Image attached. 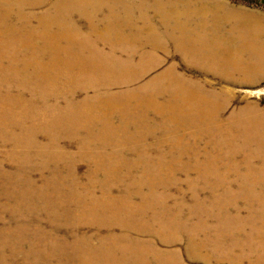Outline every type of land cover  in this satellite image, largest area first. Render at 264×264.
<instances>
[{
    "label": "rangeland",
    "instance_id": "374dc122",
    "mask_svg": "<svg viewBox=\"0 0 264 264\" xmlns=\"http://www.w3.org/2000/svg\"><path fill=\"white\" fill-rule=\"evenodd\" d=\"M33 1L0 0L7 7L6 28H15L21 36H25L26 31H32L34 24L30 22L31 13L26 8ZM59 1L61 0L53 2ZM62 1L69 13L73 12L74 6L79 2ZM102 1L96 2L101 4ZM132 2L135 5L141 2L146 8L160 5L165 8L163 13H168L172 17L170 19L172 22L180 19L185 25H189L180 29L171 24L151 30L115 25L110 33H106L109 24L103 15L105 24L98 25L97 21L95 27L97 29L99 27L101 33L106 36L121 34L124 37L123 41L100 40L95 38L94 35L98 34L93 31V38H88L87 45L82 44V41L67 45L66 42H62V48H57L58 46L52 42L30 40L31 45H20V42H15L14 49L20 56L17 51L19 50L24 59L25 55L32 58L33 53L38 56L46 52L50 61H57V53L53 48L66 50L69 55L83 49L81 54L90 58L91 61L87 60L89 64H99L103 67L104 70L97 75L105 76L102 81L106 82L107 86L99 90L79 89L75 92L79 100L91 96L94 98L100 94L105 95L102 98L117 96L115 97L117 102L126 101L131 96L158 98L168 107H174L173 112H165L164 116H172L178 122L169 125L161 123L162 121H158L160 116L146 111L144 116L151 118L152 121L143 126L139 124L127 126L120 132V139L123 142L96 140L98 151L108 155L113 153L115 157H120L118 160L122 158L127 164H136L129 169L117 168V180L103 186L90 185L87 173L89 174L93 163L88 159L78 160L79 143L81 144L84 138L74 135L78 128L80 135H85L87 130L89 132L91 130L89 128L95 133L94 129L100 130L103 122L99 124L94 122L92 126L85 123L82 128L80 126L66 130L62 124L59 126L54 124L57 126L53 128L55 141L48 139L43 133H48L47 130L52 126L39 127L40 123L34 119L21 118L17 122L18 127L14 129L9 123H6L7 129L1 128L0 125V264H104L103 259H111L113 254L117 256L127 254L130 243L147 246V241L154 242L161 250H170L168 264H215L213 261L224 256L226 252L218 249V252L214 253L212 249L210 251L207 248L205 256L200 254L193 258L187 252L189 238L197 235V239L204 237L205 240L228 247L227 245L233 241L242 246L240 242L250 237L229 234L230 231L226 230L227 225H223L225 220L220 217L217 224L220 222L221 224L212 229L215 226L214 217L207 215L213 205V201L208 198L209 194L236 193L234 205L231 207L232 212L221 213V216L231 221L238 218L242 220L254 218L255 214L249 215L246 209L251 206L254 212L259 209L261 215L264 214V171L256 175L249 174L246 170L248 167L259 166L264 161L261 158L263 153H259L260 149L256 145L258 140L252 141L249 135L244 139L241 136L235 140L230 138L225 140L230 144V148L222 145L224 140L222 141L221 135L216 138L214 147L208 142V139L210 141L212 139L209 135L210 129H215L217 133L219 125L220 128L237 130L241 127L243 129L250 127L258 133H264V76L260 75L243 82L242 72L235 73L236 69L232 68L250 56L254 57L257 49L242 45L236 35L226 30L225 24L222 23L227 14L232 17L237 14L238 18L233 19L237 27L241 23L242 14L254 16L263 22L264 0H107L106 5L113 4V16L121 22L126 19ZM81 4L80 2L78 10ZM54 8L52 5V9ZM149 13L151 14V11ZM138 15V11H134V16ZM80 28L82 36L87 37L91 34L88 28L82 26ZM68 29L72 30L75 27L69 26L60 30ZM57 30L58 27H54L52 32L56 33ZM69 30L65 32L71 33ZM259 32L262 35L256 45L260 54L254 61L264 52V30L261 29ZM137 37L139 39L132 42V38ZM154 45L157 49L153 53L150 49ZM48 47L50 49L47 50ZM30 51L33 53H29ZM150 52L153 54L148 57ZM221 63H225L224 69L220 67ZM205 66L207 69H204ZM72 68L78 67L75 64ZM110 69L116 73L111 77ZM134 77L137 79L131 81ZM111 80L129 84L123 87L111 86ZM25 94L29 96L28 93ZM73 94L64 98L72 99ZM191 96L198 99L194 101ZM68 103L69 101L65 106ZM201 108L208 114L205 120L199 116L198 109ZM213 111L218 112L216 116L224 124L216 125L207 121L210 117L214 118L209 114L214 113ZM119 117L118 113L108 121L111 125L110 130L119 123ZM227 118L232 119L226 120ZM138 136L141 138H137ZM35 138L36 145L32 144ZM48 140L53 141L55 145L48 146ZM90 143L91 141L83 144L86 151H89L87 145L90 146ZM59 145L63 151L74 156L64 159L66 167L56 163L55 152L60 149ZM212 150L215 152L214 155H211ZM41 152H44V155L37 156ZM209 157L214 160L220 159V166L214 170L206 168V163H201V159L207 160ZM236 159L239 160V164L236 163ZM158 161H167L178 171L174 177L166 179L165 183L156 189H150L156 185H149L148 178H145L143 183L132 185L117 182L127 181V178H123L124 172L132 177L141 174L142 171L156 173L159 170ZM140 162H144L142 168L138 167L141 165ZM236 167L239 170H235ZM45 177L51 183L55 181V177H61L65 186L62 188L59 185L49 186L42 182ZM102 180L101 175L99 182ZM142 190L149 192L143 204L144 209L148 211H131L129 205L138 201L137 192ZM161 192L162 196L167 192L171 198L156 200L154 194ZM193 197L206 201L199 206L194 204L192 206ZM159 204L161 205L157 207ZM239 208L247 212L242 210L240 214H234ZM138 212L139 214L148 212L151 216L141 221ZM194 214H199V219L191 216ZM204 218L209 223L205 222ZM202 222L211 227V230L205 233L206 236L196 233L199 232L201 225L203 228ZM32 229L39 233L36 241L39 254L33 253L32 247L26 242L30 239L29 236L25 237V241L20 245L22 236L28 234V231L32 237L30 233ZM143 229L148 230V233H143L144 235L139 233ZM193 229H196V232ZM158 230L164 236L158 237ZM166 237L178 240L168 245L161 241ZM102 239L117 243L119 246L126 244L128 248H122L123 251L110 249L108 245L101 244ZM79 241L89 246L87 251L92 254L83 252L79 247ZM90 244L97 245L96 254ZM141 250L144 249L140 248L138 252ZM235 253L237 257L251 254L252 257L264 258V250H255L253 253L243 247ZM211 255L214 258L209 260ZM232 255L233 251L228 255L225 264H235L228 261ZM152 258V264L161 263V258ZM176 259L179 260L176 262ZM131 262L133 260L128 264ZM244 264H248L247 259Z\"/></svg>",
    "mask_w": 264,
    "mask_h": 264
},
{
    "label": "bare ground",
    "instance_id": "6f19581e",
    "mask_svg": "<svg viewBox=\"0 0 264 264\" xmlns=\"http://www.w3.org/2000/svg\"><path fill=\"white\" fill-rule=\"evenodd\" d=\"M49 0H34L32 4L27 6V10L31 13L30 14V22L34 24L32 31H26L25 36H21L15 28L8 29L6 28V11L7 7L3 4V2H0V125L1 128L7 129V124H10V127L12 129L18 127L17 122L21 120V118H27V119H34L37 122L40 123L39 127H42L44 125L49 126L51 125L52 128H50L48 133L43 132L48 139L55 141V136L53 134V128L57 127L54 124H57L58 126L62 124L61 126L66 130L67 129H76L81 126H85V123L94 124V122H97L98 124L103 122V124L100 126L99 132L98 130L94 129L95 133H92V128H89L91 130H87L85 135H80L78 128L74 135L80 136L84 138L79 143V156L78 160H84L88 159L92 161L91 163V169L89 171V174L87 173V176L90 180V185L95 186H103L104 184L108 185L112 181H116V169L117 168H125L129 169L132 168L136 164H127L125 160L122 158L118 160L120 157H115L113 153H110L109 155L107 153H103L100 150L96 148L95 141H103V140H118L122 141L120 139V132L125 130L127 126L130 124H139V125H146L145 123L151 122V118H147L145 115L146 111H151L153 114L160 116V119L158 121H162L161 123L165 124H176L178 121L173 118L172 116L166 117L164 116L165 112H173L174 107L167 106L166 103L162 100L157 99H149V98H139L136 96H131L126 99V101L117 102L115 97H106L102 98L105 95L100 94L96 95L94 98L86 97L82 100L78 99V96L75 92H77L79 89L83 90H99V88L107 86L106 82L104 81L103 75H97V73H100L103 71V67L99 64H89L88 61H91L89 57H85L83 54V49H80V52L78 53H72V55H69V53L64 51H60L57 48H62V42L67 43H75L78 41H82V44L87 45V42H89L88 38H93L94 32L96 34L100 35H94L95 38L97 37L100 40H113V41H123L124 37L123 35H114L112 37L106 36L105 34L101 33V29H97L95 25H104L105 22L103 20V15L106 17L107 21L106 23L109 24V28H107L105 31L106 33L111 32V28L115 25H122V26H129L131 28L134 27H142L146 28L147 30H151L154 28H158L160 26H166V25H173L175 27H179L180 29L182 27H187L189 24L185 25L184 22L180 21V19H176L175 22H172V17L168 13H163L165 11V8H163L160 5L157 6H142L141 2L137 5L132 4L129 6L130 10L127 12V17L125 20L119 22V20H116L113 16V4L110 3L109 5H106L107 0H103L100 4V2H96L99 0H87L85 2L84 0H79L77 5L74 6L73 12H67L66 5L64 1L59 2H53L55 0H51L48 3ZM156 1V0H154ZM192 1V0H191ZM53 2V3H52ZM82 3L80 5V9L78 10L79 3ZM52 5L55 6L54 9H52ZM124 9V8H122ZM227 9H229L227 7ZM138 11L139 15L134 16V11ZM151 11V14L149 13ZM133 14V15H132ZM226 14V13H225ZM24 17H20V19H23ZM238 18L237 14H234L233 17L231 15H226L225 20H223V24H225L226 30L232 31L236 38L240 40L242 45L252 47L256 50V54L254 57L250 56L249 58L245 59L243 62H241L239 65L235 64L233 70H235V73H241L243 74L242 80L243 82L250 81L254 78H257L258 76H264V52L260 55V58H258L256 61H254V58L258 57L260 54L259 49L257 48V44L260 42V38L262 33L259 32L261 29L264 30V21L262 22L260 19L255 18L254 16L242 14L241 16V23L239 24V27L236 26L233 19ZM68 21H67V20ZM82 21V22H80ZM75 27V29L69 30L71 33L65 32L68 30H60L61 28L65 27ZM86 27L90 30V35H84L82 36V30L80 27ZM54 27H58V30L56 33L52 32ZM94 31V32H93ZM65 32V33H64ZM73 33V34H72ZM34 36V37H31ZM137 38H132V42L138 40ZM36 41V40H43V42L49 43L52 42L55 46H58L57 48H53L54 51L57 53V61H50L48 60V54L45 52L41 55H35L32 51L29 53H33L32 58L24 55L19 51L20 56L17 54V52L14 49V43L20 42V45H31L29 44V41ZM33 45V44H32ZM9 47V48H7ZM50 49L49 47L47 50ZM157 49V46H153L150 50L152 52ZM176 49V48H175ZM92 51V50H91ZM153 52V53H154ZM93 54H95L94 51H92ZM153 53H148V57L151 56ZM166 53V52H165ZM202 57V56H200ZM46 58V59H45ZM45 60V61H44ZM48 60V61H47ZM88 60V61H87ZM247 60H250L251 62H248ZM101 61H103V55L101 56ZM77 65V69L72 68L74 65ZM224 64L221 63L220 67L224 69ZM70 69H69V68ZM229 67V65H227ZM54 68V69H52ZM238 68V69H237ZM204 69H207V66L204 67ZM99 71V72H98ZM110 77L113 76L114 70L110 69ZM124 75V74H120ZM132 75V74H129ZM135 75V73L133 74ZM235 76V75H234ZM101 77H103L101 79ZM137 79V77H134L131 81H134ZM103 80V81H102ZM129 83L125 82H119L116 80H111V86H117V87H123L128 85ZM14 87L15 89H13ZM28 93L29 96L27 94ZM75 93V94H73ZM31 94V95H30ZM73 94L72 99L64 98L68 95ZM38 99V100H35ZM191 99L196 101L198 97L191 96ZM189 98V100H191ZM69 101L67 106H65V103ZM193 101V102H194ZM66 109V110H65ZM200 111L199 116L202 117V120H205L208 117V114L206 113L204 108L198 109ZM214 113H209L210 120L207 121L211 122L212 124L218 125L219 123H223V121L217 117L218 112L213 111ZM120 115L119 117V123L115 124L110 130L111 125H109L110 121L113 116L116 114ZM232 119V118H231ZM227 118L226 120H231ZM103 120V121H102ZM235 120V119H233ZM252 120V119H250ZM178 125V124H177ZM175 125L177 128L178 126ZM235 125V122H234ZM242 125V124H240ZM92 126V125H91ZM220 126V125H219ZM218 126V131L215 133V129H210L209 135L212 137L211 141L208 139V142L213 145L215 141H217L219 135H221L222 145L229 147L230 144H227L228 141H225L227 139L232 138L235 140L238 137H242L244 139L247 135L250 136V139L253 141L257 139L256 145L260 149V154L263 153L261 158L264 160V133H258L257 130H254L250 127L243 129L242 127L240 129L236 128H220ZM168 128V126H166ZM63 129V130H64ZM170 129V128H168ZM243 129V130H241ZM243 131V132H242ZM241 132V133H240ZM264 132V131H263ZM240 133V134H239ZM139 134V133H137ZM73 135V137H74ZM196 135V134H195ZM46 137V138H47ZM203 137V135H202ZM137 138H141L138 136ZM217 138V139H216ZM220 140V138H219ZM232 140V141H233ZM49 141V140H48ZM47 141V142H48ZM49 141L48 146H54V142ZM90 146L87 145L89 151H86V147H83L84 143L90 142ZM109 142V141H108ZM123 142V141H122ZM32 144L36 145V138L32 141ZM95 144V145H94ZM227 144V145H226ZM61 145H59L60 148ZM221 146V145H220ZM57 147V146H55ZM93 148L91 150L90 148ZM211 155H214V150L211 151ZM216 153H218V150H216ZM57 160L56 163L60 164L61 166H65L63 163L64 159L66 157H74L73 155L70 156V154L67 151H63L61 148L57 149L55 152ZM44 155V152L38 153L37 156ZM141 158V157H140ZM69 159V158H68ZM72 159V158H71ZM207 159V158H205ZM76 160V159H75ZM139 160V159H138ZM141 160V159H140ZM66 161V160H65ZM72 161V160H71ZM179 161V160H178ZM220 159H213L212 157H209L207 160L201 159V163L205 162V167H210L211 169H216L220 166ZM159 162V163H158ZM158 168L159 170L156 171L154 174L146 173L142 171L141 174H136L134 177L129 175L127 172H124L123 178L126 180L117 181L119 184L122 183H143L145 178H148V184L149 185H156V187H151L150 189H156L159 185L161 186L163 183H165L166 179L174 177V175L177 173V169L175 166L167 161L160 162L158 161ZM55 163V162H54ZM72 163V162H71ZM141 165L138 167L142 168V165L144 166V162H140ZM197 163V162H196ZM200 163V164H201ZM236 163L239 164V160L236 159ZM123 169V170H125ZM197 170V169H196ZM235 170H239L237 167ZM247 172L249 174H261L262 171H264V161L259 166L254 167H248L246 168ZM198 171H200L198 169ZM228 174V173H227ZM102 175L103 180L100 181V177ZM45 177L43 179V183L56 187L57 185L60 186V188L65 186V182L61 177H55L54 182H49V179H46ZM116 179V180H115ZM227 182H229V179H227ZM67 185V183H66ZM138 201L132 202L129 206L131 207V211H148V209H144V199L149 195V192H144V190L137 192ZM154 197L156 200H162V199H170L171 196L165 192H162L161 194H154ZM236 193L234 192V195L229 194L225 195L224 193L221 195L219 193H210L208 198L213 201V205L210 208V212L207 213L208 216L214 217L213 220H215V226L212 229H216L220 224H217L218 218H223L225 220V223L223 222V225H227V231H230L229 234L231 235H244L245 237H250L248 240H242L240 246L236 241H233L230 243V245H227L228 247H225L223 245H217L215 244V241H208L205 240L204 237L197 239V235L194 238H189L187 242V252L193 257H197L200 254L205 256L207 248L211 251L216 253L218 252V249L224 250L226 253H224V256L218 257V259L214 260L213 263L215 264H225V260H227L228 255H230L231 251H233V255L229 257L228 261L229 263L234 262L235 264H244V262L247 259L248 264H264V258L261 257H252L251 254H247L244 256L237 257L235 252L240 251L243 247H246L247 250H250L251 252L255 253V250L263 251L264 250V214L261 215V211L257 209L255 212L253 210V207H247L246 209L249 212V215H254L255 217H248L247 220L242 219H234L233 221L221 216V213L224 211V213L232 212L231 207L234 205L235 202ZM246 198V197H245ZM247 199V198H246ZM192 200V199H191ZM206 201V199H198L193 197L192 200V206L193 204L196 206H199L203 204ZM157 202H153L155 204ZM250 204H253V202H249ZM161 204L157 205L159 207ZM244 210L243 208L237 209V213L234 214H240L241 211ZM243 212V211H242ZM140 216L141 221H145L149 218L148 212H141ZM248 215V216H249ZM193 218L199 219V214L191 215ZM204 221L209 223V221L204 218ZM243 221V222H242ZM199 227V232H196V229H193L196 233H201V235H205L211 230L210 225H207L203 223ZM208 227V228H207ZM210 227V228H209ZM30 230V229H29ZM206 230V231H205ZM225 230V229H224ZM32 237L28 234H24L20 240L21 242L25 241V237H30L29 240L26 242L30 244L32 247V252L35 254H39V250L36 247V241H38L37 237L39 236V233H37L36 229H32L30 231ZM139 233H148V230L143 229L139 231ZM216 233V232H212ZM225 234V233H223ZM144 235V234H143ZM158 237L164 236L160 230H158ZM178 240V239H176ZM175 239L172 238H162L161 241L166 242L168 245L173 244ZM148 245L137 243H130L129 249H127V254H123V256H112L111 259L104 258V264H119V262L122 264L126 263L128 264L130 261L131 264H152V257H155V259L161 258L160 264H168L170 261L171 253L170 250H161L157 246L154 245V242L147 241ZM214 242V243H213ZM79 247L83 252H89L87 251V248L90 247L83 242L79 241ZM102 245H108L110 249H116L119 251H123L122 248H128L126 244L123 246H119L117 243H113L108 240H101ZM93 249V252L96 254L97 252V245H91ZM143 252H138V249ZM220 247V248H219ZM79 250V249H78ZM92 254V252H89ZM170 253V254H169ZM220 254V253H217ZM169 255V256H168ZM249 255V256H248ZM42 256V254H41ZM177 257V256H176ZM213 255L210 256L209 260L213 259ZM106 259V260H105ZM179 260V259H178ZM176 259V262L178 261ZM97 261H100L97 259ZM102 261V260H101ZM180 262V261H179ZM179 264V263H178Z\"/></svg>",
    "mask_w": 264,
    "mask_h": 264
}]
</instances>
